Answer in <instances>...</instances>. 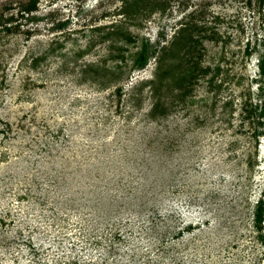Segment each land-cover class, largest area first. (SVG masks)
I'll list each match as a JSON object with an SVG mask.
<instances>
[{
	"label": "rangeland",
	"instance_id": "374dc122",
	"mask_svg": "<svg viewBox=\"0 0 264 264\" xmlns=\"http://www.w3.org/2000/svg\"><path fill=\"white\" fill-rule=\"evenodd\" d=\"M136 1L0 0V264H264V0ZM189 37L210 70L152 118Z\"/></svg>",
	"mask_w": 264,
	"mask_h": 264
},
{
	"label": "trees",
	"instance_id": "16d2710c",
	"mask_svg": "<svg viewBox=\"0 0 264 264\" xmlns=\"http://www.w3.org/2000/svg\"><path fill=\"white\" fill-rule=\"evenodd\" d=\"M37 2L38 0H29V2L25 5L22 4L21 6V11L24 12H30L31 10L35 9L37 7ZM134 3H136V0H133ZM129 4V0H124L123 6H122V11L121 13H126V15H129V12H132L131 10L134 9V4L130 5ZM139 7H137L135 9V11L138 9ZM13 17L12 16H8L3 18V22L6 23L7 21H11ZM4 28L7 31H14V29L7 24H4ZM190 39L191 40H197V39H193L191 37H189L188 39V46L190 44ZM156 51V49L152 50V53L154 54V52ZM192 51V49L189 48H185L182 52L178 53V51L176 53H171V56L174 58V62L170 61L171 63L168 64L167 67H162L160 65H157V68L155 70V77L154 79H152L151 82V95L155 96V101L154 104L151 106L150 112L149 114L152 115V118H155L156 116H163L165 114V111L167 108H172V106H174V102L175 100L179 99L183 100L187 93H189V90L191 89V85L192 83H197L199 77H204L207 72L210 70L209 66H200L199 65V59L202 55L201 52L197 53V58H193L194 56L190 53ZM138 54L137 56H135V65L138 66H142L147 62L148 59V42H143L141 48L137 51ZM46 54V53H45ZM43 54V56L45 55ZM164 54V53H163ZM161 54L159 57V61L162 57ZM161 65H163L162 61L160 63ZM217 68V67H216ZM260 68L261 71L260 73L262 75H264V57L261 58L260 60ZM218 69V68H217ZM216 71H213L212 75L207 79L208 83L210 84L209 86H211L213 80H215L216 78V74H218V72H220V70L218 69ZM172 78L173 83H169L166 79L168 78ZM154 82V83H153ZM165 87V89H163ZM166 91V94H163L162 92ZM166 95V96H165ZM164 97H167L169 99L168 104L166 105L165 101H164ZM162 106L164 107V109H162ZM174 108V107H173ZM172 108V109H173ZM157 111L156 112L154 111ZM263 111V110H262ZM261 111V112H262ZM253 215H252V219H253V226L254 228L258 231L257 233V238L261 241V243L264 244V195H261L258 200L256 201L254 208H253ZM190 229L191 228V224H189L186 229ZM180 234V233H179ZM114 237H116L117 239L122 238V234L120 232H116L114 234ZM113 238V236H112ZM110 241L109 239H103L102 237H100L99 240H97V242H101V243H106ZM92 242L95 243V241ZM28 244H30L33 248L35 255L34 256H38L41 252H40V248L42 247L41 244H33L32 242H29ZM111 246V247H110ZM110 250L113 248L112 243L109 244Z\"/></svg>",
	"mask_w": 264,
	"mask_h": 264
},
{
	"label": "flooded vegetation",
	"instance_id": "af4514ba",
	"mask_svg": "<svg viewBox=\"0 0 264 264\" xmlns=\"http://www.w3.org/2000/svg\"><path fill=\"white\" fill-rule=\"evenodd\" d=\"M261 60V59H260ZM261 70V69H260Z\"/></svg>",
	"mask_w": 264,
	"mask_h": 264
}]
</instances>
